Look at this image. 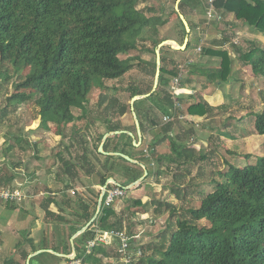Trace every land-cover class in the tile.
I'll list each match as a JSON object with an SVG mask.
<instances>
[{
    "label": "trees",
    "instance_id": "1",
    "mask_svg": "<svg viewBox=\"0 0 264 264\" xmlns=\"http://www.w3.org/2000/svg\"><path fill=\"white\" fill-rule=\"evenodd\" d=\"M146 1L0 0V62L10 64L18 74L27 70L14 84L13 92L7 97V106L30 103L36 109L38 127L48 129L54 125L60 136L64 135L63 128L78 120L85 119L87 125L90 121H98L99 116L90 120L87 115L90 114L86 110L90 92L93 88L104 89L106 80H116L132 69L140 57L129 52L138 49L139 41L153 39L149 34L145 35L155 27V18L147 15L151 8L141 7ZM187 1H179V10ZM212 3L214 8L233 13L244 24L264 33V0H212ZM160 42L157 38L152 41L154 55ZM221 55L222 63L230 64L226 54ZM160 56L158 85L165 87L176 71L165 66L162 50ZM245 60L254 74L264 81V46L246 53ZM150 67L154 76L155 59ZM151 88L152 84L146 90L132 88L131 97L148 93ZM155 97L160 99L166 112L173 106L166 90L162 96L156 90L144 100ZM140 101H135V111ZM202 106L198 103L188 107L187 111L193 114ZM128 107L121 105L118 115L122 116ZM72 109H79L81 113L76 116ZM178 111L181 112L178 109L175 115ZM104 123L105 131L99 134L93 147L92 163L88 161V153L82 150V154L64 161L66 172L71 173V167L84 168L89 163L91 168L87 173H97L102 186L109 177L117 175L127 180L122 184L127 186L138 179L142 169L120 156L98 152L106 132L124 130L119 119L112 122L111 117L106 116ZM254 128L257 134L264 135V106L255 117ZM15 140L20 141V137ZM31 145L36 146V142ZM73 146L71 142L66 147L70 156ZM135 148L132 137L125 132L107 138L104 144L105 152H120L130 157L132 154L128 150ZM148 153V158L139 160L150 163L156 159L154 147H150ZM243 157L246 158L245 165H227L220 173V179L213 182L212 190L201 197L199 205L182 210L175 225L166 227L161 233L165 244L160 248L159 257L149 258L146 264H264V154L254 162L248 154ZM15 177L16 174L1 167L0 187H9ZM113 186L109 184L107 188ZM79 205L84 220H90L95 207L89 213L83 202ZM174 213L172 209L168 221L171 222ZM72 215H78V212ZM112 216V207L102 205L98 218L76 239L77 257L82 258L83 264H108L96 256L104 253L102 245L86 254L84 245L78 249V244L94 237L95 226L101 230H120L121 221H112ZM63 252L70 253L68 241ZM21 255L25 259L28 252ZM47 255L59 260L53 254L42 252L30 258L29 264H44L41 258ZM3 264L21 263L10 255Z\"/></svg>",
    "mask_w": 264,
    "mask_h": 264
},
{
    "label": "crops",
    "instance_id": "2",
    "mask_svg": "<svg viewBox=\"0 0 264 264\" xmlns=\"http://www.w3.org/2000/svg\"><path fill=\"white\" fill-rule=\"evenodd\" d=\"M175 4L176 1L174 6L170 8L169 0H147L141 4V7L151 8L147 15L155 18L153 22L155 27L151 30L150 35L153 39L150 41L157 38L161 41L173 40L178 45H182L187 37L184 49H176L170 45H164L160 49L167 69L176 71L174 76H169L168 85L165 88L173 99V105L177 101L179 107L174 111L173 106H171V109L166 112L158 97L151 100H144L148 96L137 99L141 101L137 104L136 111L134 108V111L142 123V127H140L141 143H139L133 116L127 126L122 124L126 112L120 116L124 129L122 131L133 134L131 136L132 143L135 142L133 145L136 148L128 150L132 154L131 158L144 165L143 168L137 164L142 169L140 176L144 174V170L147 171V176L137 186L128 189L131 191L130 196L118 198L113 202L111 207L114 216L110 219L121 221V229H125L128 233L139 234L140 238L132 243L131 251L134 259L138 256L140 264H146L149 258H158L160 248L165 244L160 233L164 232L166 226H144L145 222H142V220L149 219L150 215L153 218V222L149 220L150 224L155 223L156 218L161 219L160 216L151 214L147 205V203L152 202V195L160 186L159 178L164 176L170 180L183 179L185 181L196 179L202 182L198 186H204L205 179L200 177V174L205 172L203 162L208 161L209 164V159L214 154L220 157H223L224 154L228 155L233 150L230 148L232 140L242 139L245 141V148H238L244 150L239 153L242 155L238 154L239 157H243L244 154H251L252 151L249 146L254 135L257 134L254 121L251 123L252 127L249 133L244 136H236V134L233 136L226 130H217L215 133V127L217 128L218 125L224 127L227 118L233 115L248 116L254 111L257 115L264 106V81L260 76L254 74L251 65L245 60L246 53L255 47L264 46V33L244 24L233 13L214 8L212 0H189L183 5L179 12L184 16L189 26V33H185V27L179 14L173 12L176 11ZM210 5L213 8V15L208 18L207 9ZM146 48V54H148L150 44H147ZM221 53L226 54L230 64L222 63ZM145 61L144 66L148 72L150 69L152 70L150 67L152 62L148 58H145ZM223 67L224 69H222ZM176 77L180 78L177 92L171 94L170 86ZM230 80L240 85L238 97L234 94L232 98H227L222 90L223 82H230ZM198 103L204 106L199 108L196 113L192 114L187 111L188 107ZM178 109L181 112L178 111V115H175ZM166 115L172 117L168 122L163 120ZM172 121L174 122L170 123ZM150 147H154L156 159L150 163L140 161L142 158L149 157L148 149ZM83 151L88 153V161L92 163L94 149L85 147ZM212 151L213 154H211ZM88 165V169L86 167L80 168L79 165L76 168L71 167V173H67L64 162L62 163L58 177L54 175L50 180L51 183L47 184V200L43 204L44 208H41L44 211V218L47 215L44 221L37 220L34 224L31 213L26 211L27 208L17 205L23 202L26 196L17 204L11 203L4 206L0 204V264H3L4 259L10 255L16 262L26 264L29 254L35 252L33 248L36 251L44 249L46 250L45 253L59 257V260H55L49 255L44 256L41 258L44 264H65L70 260L62 256L65 254L63 248L68 241L70 244L69 254L73 252L72 236L89 221L84 220L79 202H83L87 206L86 212H92L94 207L96 212L97 200L102 187L99 183V175L92 173L97 174L98 179L89 186L90 188L75 186L74 190L78 194L70 193L72 189L67 188V185L72 184L73 181H80V170H86L84 174L87 175V178L92 175L87 173L91 168L89 163ZM150 168L152 174L149 176ZM21 171L24 175L23 170ZM112 178L120 185L127 182L121 175ZM12 188L23 191L20 186ZM204 190L203 187L197 190L198 194L201 193L204 196L206 194ZM43 194L41 192L40 195ZM124 199L131 202H126ZM143 206L144 209L141 210ZM8 210H10L9 214H7ZM73 212H78V215H72ZM79 235L73 239L74 258H81L77 257L79 250L75 248V242ZM82 245L85 247V242L79 243L78 249ZM102 248L104 253H97L98 258H101L104 263L119 264L116 243L111 246L102 245ZM23 252H28L25 259L21 255Z\"/></svg>",
    "mask_w": 264,
    "mask_h": 264
},
{
    "label": "rangeland",
    "instance_id": "3",
    "mask_svg": "<svg viewBox=\"0 0 264 264\" xmlns=\"http://www.w3.org/2000/svg\"><path fill=\"white\" fill-rule=\"evenodd\" d=\"M169 1L170 8H172L176 0ZM146 34L151 35V31H146L145 35ZM147 44H150L148 54H146ZM137 48V50L129 52L130 55H137L140 57L139 60L135 61V66L132 69L116 80H106L104 89L93 88L90 92L86 104V110H88L90 114L87 115L90 120H94L95 116H99L98 121L89 120L90 123L88 122L89 125H87L85 119L78 120L63 128V136L57 135L54 125H50L48 129L38 127L39 118H37L35 107L30 103H21L13 107L7 106V97L13 92L14 84L24 77L27 70L22 74H18L14 72L10 64L0 62V168L5 167L9 173L16 174L14 181L9 187L20 186L23 190L26 198L17 205L27 208L26 211L31 213L34 224H36L37 220L44 221V219L47 218V215L44 218V211L41 210V208H44L43 204L47 200V184L51 183L50 180L54 175L58 177L62 163L66 160H71L72 157H76V155L82 154V150L85 147L93 148L95 146L97 136L105 131L104 118L106 116L111 117L112 122L118 119L121 121V117L117 113L121 105H129L122 123L127 126L132 119L129 104L132 88L137 87L140 90H146L150 84H153L152 81H154V76L152 70L150 69V71L147 72L144 66V62H146L145 58L150 59L151 62L156 58L152 52V41H150V38L145 41H139ZM124 56L125 55H123V57ZM230 82H223L221 85V87H223V92L227 98H232L234 94L238 97L240 93L239 83L232 82L231 80ZM165 87L163 85H158L156 88L161 96L164 95V91L166 90ZM72 112L76 116L81 113L79 109H72ZM255 115L256 111L248 116L233 115L227 118L224 127L219 125L217 128L215 127V133L217 130H226L228 133L233 134V136H235V134L236 136H244L246 133H249ZM173 122L174 121L170 123ZM17 136L20 137V141L15 140ZM34 142H36V146L31 145ZM71 142L74 144L73 148L70 149L72 156L69 155V151L66 149ZM231 143L230 148L233 150H229L230 152L228 151V155L224 154L223 157H220L214 154L212 158L209 159V164L208 161L203 162L202 165H204L205 172L200 174V177L205 179L204 186H198L199 183H202L201 180H170L164 176L160 177V186H158L155 193H153L152 202L147 203V205L149 208L148 211H150L151 214L153 213L156 216H160L161 219L156 218L157 221L150 224L149 220L153 222V218L150 215L149 219L142 220V222H145L144 226L155 227V225H158L159 227H168V225H175L176 218L183 214L182 210L188 207H197L199 205L202 194L200 193L199 195L197 190L203 187L206 193L210 192L213 187V182L220 179V173L227 168V165H245L246 158L239 157V155H242L239 153L244 150L238 149L242 147L245 148V141L242 139L238 141L232 140ZM249 147L252 152H250L251 154H248V156L251 157L249 158L251 162H254L258 157L264 154V136L255 134ZM213 153L212 151L211 154ZM224 160L225 162H223ZM84 167L88 169V163H86ZM21 170L25 173L24 175H22ZM85 171V169L82 171L80 170V181H73L72 184L67 185V188L75 189V186L90 188L89 186L97 181L98 175L92 174L89 176L90 178H87V175L84 174ZM151 174L152 169L150 168L149 176ZM41 192L44 194L40 195ZM126 192L124 197L127 198L130 196L131 191L127 190ZM76 193L78 194L77 191ZM176 194L178 195L176 196ZM125 201L131 202L128 200ZM0 204L4 206L7 204L10 205L11 203L0 202ZM142 209H144V206L141 210ZM171 209H173L175 213L170 222L168 221V216ZM9 213L10 210L7 211V214ZM201 223L203 224L204 221L201 220ZM133 264H140L138 256L135 257V259L133 256Z\"/></svg>",
    "mask_w": 264,
    "mask_h": 264
},
{
    "label": "built area",
    "instance_id": "4",
    "mask_svg": "<svg viewBox=\"0 0 264 264\" xmlns=\"http://www.w3.org/2000/svg\"><path fill=\"white\" fill-rule=\"evenodd\" d=\"M213 8L210 5L209 9H207L208 18L212 17ZM200 50V48H199ZM180 78L176 77L173 79L172 84L170 86L171 94H176L177 87L179 84ZM179 107L177 101H175L173 105V110L175 111ZM172 119L170 115L164 116L163 120L168 122ZM147 151L146 149L144 150ZM126 189L120 186H113L107 188L105 194L102 199V205L108 207L113 204V202L122 198L126 194ZM71 194H75L76 190H70ZM24 193L18 188L12 187H0V202L1 203H13L17 204L21 202L24 198ZM139 234H130L125 229H105L101 230L97 226H95V235L93 238L87 240L85 242V253L88 254L91 252L92 248L97 245L103 246H111L114 243L117 244V253H118V263L119 264H133V254L131 251L132 243L135 240H138ZM65 264H82L81 258H73L67 261Z\"/></svg>",
    "mask_w": 264,
    "mask_h": 264
},
{
    "label": "water",
    "instance_id": "5",
    "mask_svg": "<svg viewBox=\"0 0 264 264\" xmlns=\"http://www.w3.org/2000/svg\"><path fill=\"white\" fill-rule=\"evenodd\" d=\"M180 0H176V4H175V10L176 12L179 14V17L180 19L182 20L183 24H184V27H185V30H186V33H189V26L184 18V16L179 12V8H178V3H179ZM186 42H187V37L185 39V42L182 44V45H178L175 41L173 40H163L161 41L156 49H155V56H156V70H155V74H154V81H153V86H152V89H151V92L149 93H146V94H142V95H134L131 99H130V109H131V113H132V116H133V119H134V123H135V127H136V132H137V135L139 136V143H141V129H140V124H139V120L137 118V115L134 111V107H133V103L137 100V99H140V98H145L147 96H149L152 92H154L158 86V82H159V75H160V66H161V56H160V49L162 46L164 45H170L176 49H184L185 46H186ZM123 131L122 130H116V131H110V132H107L103 135L102 137V141L98 147V152L99 153H103L105 155H114V156H120L122 158H124L125 160H127L128 162H131V163H135V164H140L143 168H144V165L139 163L137 160H134L133 158L129 157L128 155L126 154H123V153H120V152H105L104 149H103V145H104V142L106 141V139L110 136H113V135H117V134H120L122 133ZM128 134L130 136H133V134L131 132H128ZM133 144H135V142H133ZM147 176V171L144 170V174L142 176H140L137 180H135L134 182L128 184L127 186H123V188H125L126 190L134 187V186H137L140 182H142V180ZM109 184H112V185H115V186H120L122 187V185H120V183H118L114 178L112 177H109L105 184L101 187V191H100V194H99V198L97 200V207H96V212L94 213V215L92 216V218L86 223V225H84L80 230H78L71 238V244H72V248H73V252L69 255H66V254H62L63 257L65 258H68V259H73L74 256H75V251H74V245H73V239L76 235H79L81 233H83L84 231H86L88 229L89 226H91V224L95 221V219L97 218L100 210H101V206H102V199H103V196L105 194V191L108 187ZM46 250L44 249H39L31 254H29L28 256V259H27V262L26 264H29V258L38 254V253H41V252H44ZM50 252H53L55 253L54 251L52 250H49ZM57 254V253H55ZM59 255V254H58Z\"/></svg>",
    "mask_w": 264,
    "mask_h": 264
}]
</instances>
